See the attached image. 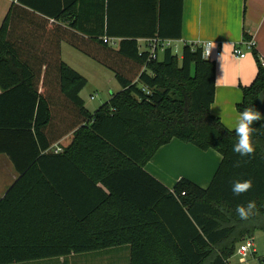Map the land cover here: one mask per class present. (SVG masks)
<instances>
[{
  "label": "trees",
  "instance_id": "obj_1",
  "mask_svg": "<svg viewBox=\"0 0 264 264\" xmlns=\"http://www.w3.org/2000/svg\"><path fill=\"white\" fill-rule=\"evenodd\" d=\"M182 11L183 0L11 5L0 27V155L19 178L0 200V264L119 247L129 264H231L238 247L264 231L263 125L253 124L251 155L234 153L236 132L209 112L215 65L201 47L184 45L179 55L166 49L155 59L140 50V40L179 41ZM65 18L75 21L64 25ZM63 43L111 72L121 88L93 113L80 98L87 80L61 60ZM257 65L254 81L241 88L239 114L257 109L264 90ZM70 134L64 155H54ZM172 140L223 154L207 189L181 178L170 191L144 170ZM62 159L92 186L86 204L62 190L54 172ZM236 180L253 186L236 196ZM249 201L255 214L241 220L236 209Z\"/></svg>",
  "mask_w": 264,
  "mask_h": 264
},
{
  "label": "crops",
  "instance_id": "obj_2",
  "mask_svg": "<svg viewBox=\"0 0 264 264\" xmlns=\"http://www.w3.org/2000/svg\"><path fill=\"white\" fill-rule=\"evenodd\" d=\"M16 2L17 0H8L9 7L5 18L11 5ZM72 21L75 19L65 18L62 23L67 25ZM243 34L253 41L254 51H248L241 45ZM114 40L119 42L118 38ZM143 41L140 40L139 44L144 49ZM208 42L214 45L209 61L215 65V93L209 112L219 119L225 128L235 131L231 124L239 115L236 107L241 102V88L249 86L254 81L258 70L257 60L264 61V0H183L179 46ZM235 45L246 53L244 59L232 55V48ZM67 46L61 45V60L65 65V57L72 59L77 56L75 55L77 53H73ZM253 53L256 54L257 60ZM120 91L121 88L118 93ZM256 110L262 115L259 121L264 127V90L258 97ZM72 138L73 134L63 138L53 147L52 153L64 155L62 149L70 144ZM89 158L91 157H84V159ZM220 162L221 158H218L214 151H200L190 144L172 140L156 152L146 163L144 170L170 191L181 178L201 189H207ZM71 164L62 159L58 166L56 165L54 172L62 180V190H69L73 195L72 202L75 205H84L87 202L82 201L83 195L92 192V186L82 180L78 169ZM18 178L19 174L9 159L0 155V200ZM126 252L127 264H129L128 250Z\"/></svg>",
  "mask_w": 264,
  "mask_h": 264
},
{
  "label": "rangeland",
  "instance_id": "obj_3",
  "mask_svg": "<svg viewBox=\"0 0 264 264\" xmlns=\"http://www.w3.org/2000/svg\"><path fill=\"white\" fill-rule=\"evenodd\" d=\"M7 2L8 0H0V25L2 24L9 7ZM140 46L141 49H143L141 44ZM67 47L73 51V53H77L75 54L77 56L72 59H67L65 57V63L70 69L79 73L87 80V85L80 94V97L84 101L87 111L93 113L109 101L112 96L117 94L120 90V86L111 72L84 55L74 52L69 46ZM179 48L180 50L182 49L180 46ZM91 97H93L92 100ZM247 243L248 241H244L241 245H246ZM252 246L253 247L249 249L246 258L243 261L241 260V257L235 253L230 260V263L264 264V231H257L254 233ZM106 251L107 252L73 255L66 258L30 262L26 264H127L126 247L112 248Z\"/></svg>",
  "mask_w": 264,
  "mask_h": 264
},
{
  "label": "clouds",
  "instance_id": "obj_4",
  "mask_svg": "<svg viewBox=\"0 0 264 264\" xmlns=\"http://www.w3.org/2000/svg\"><path fill=\"white\" fill-rule=\"evenodd\" d=\"M214 47L212 42H208L205 48V55H210ZM261 113L255 107L245 109L240 113L235 121L231 124L235 128L236 135L238 136L237 143L233 146V152L240 156H249L254 152L252 143V135L255 132L253 127L254 122L261 119ZM218 158H223V154L216 153ZM253 186L251 180H236L232 182L231 191L234 195L239 196L242 193L249 191ZM257 205L254 201H249L246 206H238L236 212L241 220H247L250 216L255 214Z\"/></svg>",
  "mask_w": 264,
  "mask_h": 264
},
{
  "label": "built area",
  "instance_id": "obj_5",
  "mask_svg": "<svg viewBox=\"0 0 264 264\" xmlns=\"http://www.w3.org/2000/svg\"><path fill=\"white\" fill-rule=\"evenodd\" d=\"M103 42L105 44L110 45V46H115L117 43L114 39H107V38H103ZM143 44H145L144 49L148 50L150 52V57L152 59H155L158 53H162L166 49H170L172 54H174V55H179V53H180L179 41L150 39V40H144ZM207 44L208 43H201V44L196 43V44H190L188 46H190L192 48L201 47L202 58L204 60H209L211 57V54L205 55V48H206ZM241 45L244 46L246 48V50H248V51H254V49H255V45H254L252 40H248V41L243 40ZM140 50H141V47H140ZM232 55L235 58L244 59L246 56V53L244 51H242L238 45H235L232 48ZM259 64L262 68H264V61L263 60L259 59ZM92 99H93V97H91V100ZM183 195L184 194L182 193L181 196H183ZM247 241H248V243L246 245H241L236 252L237 255H239L241 257L242 261L246 258V255L248 254L249 249H251L253 247L252 246V239L247 240Z\"/></svg>",
  "mask_w": 264,
  "mask_h": 264
}]
</instances>
